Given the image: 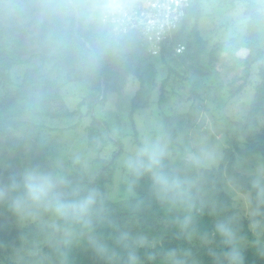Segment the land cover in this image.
Here are the masks:
<instances>
[{
	"label": "trees",
	"instance_id": "trees-1",
	"mask_svg": "<svg viewBox=\"0 0 264 264\" xmlns=\"http://www.w3.org/2000/svg\"><path fill=\"white\" fill-rule=\"evenodd\" d=\"M202 1L191 0V8L178 33L179 42L186 41L188 38L185 37L187 25L192 17L196 19L192 33L193 39L196 40L194 46L196 52L192 58L197 65L201 63L209 44V41L202 37L198 25L203 12ZM236 1L246 6L260 4L255 0ZM7 2L8 0H5V4ZM3 8L4 4H0V90L3 93L0 97V150L3 156L8 157L10 165L5 168L0 167V183H7L9 176L14 174L11 165L20 161L19 155L24 153L25 146L28 144V139L15 136L14 130L28 132L29 129L37 127L38 119L45 117L54 119L79 115L87 104L91 110L93 104L102 96L100 101L103 102L107 99L109 92L121 94L130 79L138 78L141 87L134 98L136 101L144 93L145 79L142 71L145 62L155 55H161L163 56L161 59H166V53L175 57L181 55L177 57L179 61L180 57L184 58L187 47L192 49L194 44L193 41H189L180 54L176 53L171 46L162 45L155 55L148 50V46H138L122 59H106L103 62H96L76 47L51 45L45 40L43 31L35 25L32 29H30L32 27L30 23L10 25L2 14ZM263 26L264 18L256 16L249 18L247 28L250 53L245 57L234 56L236 66L234 71L241 64L244 72L240 74L237 71L235 78L230 82L231 97L241 96L253 85L255 86V97L248 113L235 122V129L230 133L228 147L224 150L219 167H196L185 150L180 155V163H175L174 157L169 152L163 161L166 172L194 184L198 205L202 203L204 206V213L199 216L197 225L201 236L204 234L211 236L214 223L219 218L224 216L238 218L241 235L246 242L252 243V246L245 252L246 264H264V256L259 254L258 239L250 227L252 219L240 217L239 210L235 206L234 199L227 192L224 181L225 175L235 177L241 189L251 196V208L254 213L260 214L256 218L264 220V192L261 185H255L251 176L239 172L235 167L238 154L246 158H253L255 155H261L264 158V124H262L264 118V50L261 48L259 33ZM27 31L34 34L31 43L38 45L32 53L29 52L26 44L25 32ZM230 49L231 46L226 43L216 46L212 51L211 60L216 62L219 54L230 51ZM33 59H38L41 63L27 68L22 79L16 82L12 75L13 69L29 64ZM255 64L259 68V80L256 83L252 70ZM49 66L66 72V80L61 83L51 79L49 72L44 71ZM214 75L219 76V73L216 71ZM70 83H85V89L90 92L79 103L78 108L72 111L66 107L65 98L62 95V88ZM163 96L162 93L160 101L164 100ZM135 105L134 102V108ZM98 123L94 120L87 127L91 145H95L99 137L97 127L101 124ZM170 124V128L167 127L166 130L168 134L162 139L164 143L169 141L176 143L178 140L179 133H173V123ZM134 129H136L135 125ZM135 135L136 142L141 146L137 130H135ZM122 151L121 149L116 153L112 161H105L100 173L94 172L87 175L85 172L77 171L78 173L65 176L69 190L93 188L102 194L104 221L97 225V233L121 255L124 253L113 243L112 239L119 232L128 231L133 236L148 237L150 241L155 242V248L139 250L144 264H159V258L156 261H149L146 253L169 249H190L193 260H197L200 264H215L211 253L213 251L220 253L224 250L219 238H216L211 245H205L199 237L189 241L181 236L172 221L176 216L181 215L182 211L163 204L157 199L150 176L145 175L136 179L130 175V182L137 197L118 203H113L108 199L106 186L114 181L113 166ZM213 210L216 215L212 214ZM9 214L12 212L6 210L5 205H0V258L5 256V252L18 249L22 252H30L22 264H32L34 261H39V264H60L59 253L54 247L55 241L48 239L47 233L41 229L39 224L32 223L18 227L7 219ZM7 261L9 264H15L10 260ZM69 264H106V262L85 243L71 252Z\"/></svg>",
	"mask_w": 264,
	"mask_h": 264
},
{
	"label": "rangeland",
	"instance_id": "rangeland-1",
	"mask_svg": "<svg viewBox=\"0 0 264 264\" xmlns=\"http://www.w3.org/2000/svg\"><path fill=\"white\" fill-rule=\"evenodd\" d=\"M201 4L203 12L198 23L199 31L209 44L199 65L192 58L196 52V40L192 36L196 19L192 17L185 32V37L188 38L182 44L187 46L189 41H193V48L187 47L184 58L180 57L179 61L177 57L181 55L175 57L166 53V59L155 55L145 62L142 71L145 88L138 100L134 101V98L141 87L140 80L130 79L123 93L109 92L107 99L102 102V97L93 104L91 110L87 104L79 115L54 119L45 117L38 119L37 127L29 129L28 132L14 130L15 136L28 139V144L24 153L19 155L20 161L11 165L12 173L33 166L52 172L58 171L64 176L78 172H85L87 175L100 173L105 161H112L122 149L113 166L114 181L106 186V193L113 203L129 200L137 197L130 182V173L125 167L127 158L134 156L140 147L136 142L135 130L138 131V139L142 144L157 138L162 141L168 134L166 130L167 127L170 128L171 122L173 133H179L178 140L176 143L169 141L165 144L175 163H180V155L184 150L192 157L200 154L202 149H208L215 156V163L208 168H218L224 150L228 147L230 133L235 129V122L248 113L255 97L254 85L239 97L232 98L230 94V82L235 78L236 72H244L241 64L234 71V56L245 57L250 53L247 28L249 19L242 22V19L232 15L238 7L246 6L236 0H203ZM31 26L30 29L33 24ZM259 33L261 48L264 50V26L260 28ZM25 36L29 52L32 53L38 46L31 43L34 34L27 31ZM224 43L231 46L230 51L222 52L216 62L212 61V51ZM40 63L38 59H33L29 64L14 68L12 75L15 81L22 79L27 68ZM252 70L256 83L259 80L258 65L255 64ZM44 71L49 72L53 80L61 83L66 80V72L51 66ZM216 71L219 76L214 75ZM84 85L85 83H70L62 88L66 107L71 111L76 110L83 98L89 95L90 92ZM162 93L164 100L160 101ZM2 95L0 90V97ZM94 120L101 126L97 127L98 140L95 145H91L87 127ZM9 165L8 157L3 156L0 150V167ZM235 167L239 172L251 176L253 183L261 185L264 192V158L261 155L246 158L238 154ZM224 182L240 217L252 219L254 210L251 208V196L241 189L235 177L225 175ZM5 209L9 210L6 205ZM7 219L18 227L32 224L20 223L13 213L9 214ZM254 232L258 240H264V227ZM251 246L252 243L245 241V252ZM29 253L18 249L9 250L0 258V264H9L7 260L22 264ZM32 264H39V261Z\"/></svg>",
	"mask_w": 264,
	"mask_h": 264
},
{
	"label": "clouds",
	"instance_id": "clouds-1",
	"mask_svg": "<svg viewBox=\"0 0 264 264\" xmlns=\"http://www.w3.org/2000/svg\"><path fill=\"white\" fill-rule=\"evenodd\" d=\"M2 14L10 25L33 24L40 28L45 40L55 47H76L89 59L103 62L122 59L138 46H150L163 39L184 11L176 0H0ZM246 22L252 16L264 18V0L253 6H241L232 13ZM182 43V42H181ZM167 145L159 138L145 141L134 156L125 161L130 175L139 179L150 176L155 195L161 203L182 211L172 223L189 241L199 237L205 245L216 238L223 245L220 253L212 252L215 264H246L245 238L240 233L236 216H224L214 223L213 232L200 235L198 219L204 213L198 205L191 181L164 170ZM196 167L215 163L211 150L193 155ZM0 205H6L20 223L39 224L49 240L55 241L60 264H69L71 252L87 244L106 264H143L139 250L155 248V242L128 231L115 235L117 252L97 233L104 221L102 194L93 188L68 189V180L60 172L39 166L25 167L0 183ZM216 215L215 210L212 212ZM254 213L250 227H264V220ZM259 254L264 256V240H257ZM149 261L159 264H198L190 249H169L146 253Z\"/></svg>",
	"mask_w": 264,
	"mask_h": 264
},
{
	"label": "built area",
	"instance_id": "built-area-1",
	"mask_svg": "<svg viewBox=\"0 0 264 264\" xmlns=\"http://www.w3.org/2000/svg\"><path fill=\"white\" fill-rule=\"evenodd\" d=\"M176 3L183 7L184 11L181 15H179L174 21L173 27L168 32V34L161 39L159 42L154 45L148 46V50L155 55L162 45L171 46L176 53H182L185 49V46L179 42L178 33L183 26L184 19L188 13V10L191 8V0H176Z\"/></svg>",
	"mask_w": 264,
	"mask_h": 264
},
{
	"label": "water",
	"instance_id": "water-1",
	"mask_svg": "<svg viewBox=\"0 0 264 264\" xmlns=\"http://www.w3.org/2000/svg\"><path fill=\"white\" fill-rule=\"evenodd\" d=\"M103 97V96H102Z\"/></svg>",
	"mask_w": 264,
	"mask_h": 264
}]
</instances>
